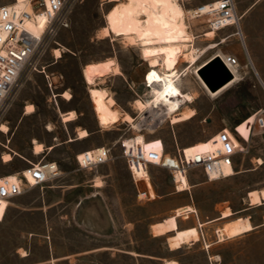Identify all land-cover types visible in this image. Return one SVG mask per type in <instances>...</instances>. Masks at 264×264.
I'll use <instances>...</instances> for the list:
<instances>
[{
  "label": "rangeland",
  "instance_id": "obj_1",
  "mask_svg": "<svg viewBox=\"0 0 264 264\" xmlns=\"http://www.w3.org/2000/svg\"><path fill=\"white\" fill-rule=\"evenodd\" d=\"M14 1L0 0V4ZM68 1L70 26L46 39L35 57L37 69L24 72L0 110V125L9 126V132L0 130V176L17 173L31 162L55 161L62 171L58 178L17 195L6 204L5 216L0 210V264H264V225H256L263 219L264 204L251 206L248 200V191L264 188V126L254 123L256 113L264 118V0H235L245 43L230 26L217 31L213 40L232 36L203 53L198 50L210 42L203 35L209 27L204 18H189L186 13L196 36L192 46L200 54L187 74L180 73L189 64L183 51L173 49L183 90L194 94V100L185 101L181 109L194 108L196 114L177 122H170L159 105L142 111L137 107V99H154V85L146 86V73L154 69L162 74L164 69L149 65L139 42L103 35L106 13L115 2ZM189 6H184L186 11ZM55 49L61 50V57H56ZM218 50L238 56L241 76L220 94L211 95L194 68ZM109 58L116 60L120 71L89 83L88 65ZM92 86L107 89L115 107L133 115L139 128L122 120L102 125ZM65 91L71 99L60 95ZM28 104L34 105L33 112H26ZM72 109L77 119L64 121L61 113ZM81 128L90 135L72 141ZM221 130L229 132L240 148L235 173L208 180L200 170H193L189 182L182 178L188 185L182 191L176 189L169 170L157 165L136 170L135 183L121 154L120 141L134 135L147 149L161 150L164 143L170 152H176L177 146L192 153L205 151L214 147L210 138ZM35 140L45 146L41 154L34 153ZM51 145L55 147L50 149ZM102 145L111 147L112 160L81 169L76 155ZM7 152L13 155L9 161L4 159ZM145 173L151 175L147 186L138 178ZM138 189L149 195L139 197ZM185 204L196 211H185L177 220L180 228L191 230L193 240L172 248L168 236L173 232L155 235L152 225ZM226 209L234 215L220 219ZM244 215L251 216L254 228L230 235L225 229L228 221ZM242 220L251 226L249 220ZM199 221L205 224L199 227ZM219 228H224L222 240Z\"/></svg>",
  "mask_w": 264,
  "mask_h": 264
},
{
  "label": "built area",
  "instance_id": "obj_2",
  "mask_svg": "<svg viewBox=\"0 0 264 264\" xmlns=\"http://www.w3.org/2000/svg\"><path fill=\"white\" fill-rule=\"evenodd\" d=\"M178 1L185 7L190 4L187 9L188 16L204 18L209 29L217 32L226 27H235V34L245 43L235 0ZM31 4V11L26 8H18L14 4H0V110L15 86L19 84L24 72L30 68L37 69L35 57L46 39L59 29L70 26L71 8L68 0H32ZM40 15L44 16L43 28L40 33H35L28 28L27 23L30 20L38 19ZM213 56L215 54L210 58ZM220 57L230 71L235 74L240 66L238 56L223 53ZM158 69L160 70V67ZM189 71H193V68ZM187 72L184 69L180 73ZM194 73L196 74V71ZM47 76L49 77V75ZM145 83L151 89L150 83L147 81ZM177 83L181 85L180 80ZM168 118L171 122L169 115ZM255 122L264 126V118L260 117L258 113H256ZM234 136L240 138L237 131H234ZM210 140L214 143L213 148L193 153L187 152L186 148L179 146H177L176 152L167 151L164 143L161 150L158 148L147 149L136 135L123 138L120 141V147L121 154L127 160L135 183L137 181L136 170L148 169L149 165H157L169 170L175 187L178 189V183L183 177H186L189 182V175L193 170H200L208 180H214L215 175L219 178L225 177L223 164H230L234 168L235 156L240 150L233 141L234 137L229 132L221 130ZM112 158L111 147L106 145L86 149L76 155L77 164L81 169H92L108 163ZM61 173L58 163L50 161L31 162L30 166L15 173V176H0V210L3 209V216L8 209L6 204L10 205L19 193L24 192L28 187L42 185L49 180L58 178ZM138 178L147 186V180L151 179V175L145 173ZM142 193L145 196L149 195L148 191L141 192L138 189L139 197H145L142 196Z\"/></svg>",
  "mask_w": 264,
  "mask_h": 264
},
{
  "label": "bare ground",
  "instance_id": "obj_3",
  "mask_svg": "<svg viewBox=\"0 0 264 264\" xmlns=\"http://www.w3.org/2000/svg\"><path fill=\"white\" fill-rule=\"evenodd\" d=\"M32 0H15L12 4L18 8H26L31 11ZM114 1L112 8L106 13V26L103 27V35L109 36L111 34L122 35L128 38L131 42H139L142 46L143 55L146 60L149 61L151 67L161 65L164 69L162 74H157L154 69L149 70L146 74L145 80L154 85V99L143 101L137 99L135 101L137 107L142 111L149 106L159 105V110L164 111L166 115H169L173 122L191 118L196 114L194 108L184 111L181 109V104L185 101L192 102L194 100V94L184 91L177 83L179 80V71L176 68V64L179 61L177 53L173 48L180 47L183 51L185 60L189 63L185 68L186 71L191 68L200 54H195L197 49L192 46V41L196 37L190 30L188 19L191 16L186 17V9L178 0H111ZM44 24V16H38V19L28 21V28L35 32L40 33ZM203 35L206 39L210 40L207 46L203 50H198L203 53L210 48H218L221 43L225 42L232 34L224 36L220 41L213 40L216 36V31L208 29L204 31ZM245 40V39H244ZM56 57H61L62 53L60 49H55ZM215 55H223L218 50ZM206 62V61H205ZM204 62V63H205ZM203 63V64H204ZM202 64L194 68L197 77L201 84L205 87L207 92L211 95H218L225 89L232 86L235 82L240 80L239 67L235 71L234 78L226 85L212 91L202 80L198 74V69ZM120 71L119 65L115 59L109 58L96 62H91L87 69H85L86 79L89 83L94 84L96 77L103 76L110 72L117 73ZM187 74V73H184ZM91 93L93 95L95 106L99 121L102 125L108 126L118 121H126L132 123L136 128L139 125L135 123V118L129 112H121L115 107L116 100L109 94L108 90L104 87L92 86ZM59 95V94H58ZM61 96L70 99L71 93L65 91L60 93ZM57 96V94H56ZM34 105L28 104L26 106V112H33ZM162 114V112L159 111ZM76 117V112L63 116L64 120H71ZM3 132H9V126L1 124ZM89 134L87 129L79 130V136L84 137ZM50 149L53 146H49ZM44 144L35 140L34 153L41 154L44 151ZM12 153H5V161L12 159ZM260 162L262 160L260 159ZM226 176L233 174L234 168L230 164H223L222 166ZM15 176V173L8 174ZM218 178L215 175L214 179ZM188 188L187 183L182 180L178 183V190L182 191ZM23 193V192H21ZM19 193V194H21ZM18 194V195H19ZM144 195V193H142ZM250 200L252 204H260L264 202V188L261 190L254 189L249 192ZM191 205H183L175 210V213L166 217L162 221L153 223L152 228L155 235H163L168 232H173L168 236V241L172 248H180L183 244L191 242L193 240L192 232L189 228H180L178 224V216L187 210H191ZM232 214L230 209H226L222 212V217H228ZM199 227L203 226V223H198ZM230 235L235 236L243 232L242 225L238 219H232L228 221L225 228ZM219 237L225 238L224 228H219ZM25 255V253H24Z\"/></svg>",
  "mask_w": 264,
  "mask_h": 264
},
{
  "label": "water",
  "instance_id": "obj_4",
  "mask_svg": "<svg viewBox=\"0 0 264 264\" xmlns=\"http://www.w3.org/2000/svg\"><path fill=\"white\" fill-rule=\"evenodd\" d=\"M198 74L212 91H217L234 78V73L219 55L213 56L202 64L198 69Z\"/></svg>",
  "mask_w": 264,
  "mask_h": 264
},
{
  "label": "crops",
  "instance_id": "obj_5",
  "mask_svg": "<svg viewBox=\"0 0 264 264\" xmlns=\"http://www.w3.org/2000/svg\"><path fill=\"white\" fill-rule=\"evenodd\" d=\"M209 59V58H208ZM207 59V60H208ZM206 60V61H207ZM106 75V74H105ZM197 84L201 87V88H203L202 87V85L200 84V82L197 80ZM181 87H182V89H184V90H186V86L183 84V83H181ZM204 89V88H203ZM71 99V98H70ZM71 111H75L76 112V110H74V109H72V110H68L67 112H62L61 113V116H62V119H63V116L64 115H66V114H68V113H70ZM27 113H30V112H27ZM77 119V112H76V117L75 118H73V119H71V120H64V121H73V120H76ZM81 129H84V128H81ZM81 129H79V130H81ZM86 129V128H85ZM90 135V133L87 135V136H84V137H80L79 136V131L77 132V137L74 139V138H70L72 141L73 140H80V139H83V138H86V137H88ZM51 146H53V148L55 147V145H51ZM44 148H45V146H44ZM45 150V149H44ZM235 173V172H234ZM233 173V174H234ZM230 175H232V174H230ZM263 189V188H262ZM252 190H254V189H252ZM258 190H261V189H258ZM251 191V190H250ZM250 191H248V200H249V204L251 205V206H260V205H263L264 204V202H262V203H260V204H252L251 203V200H250V196H249V192ZM185 205H190V204H185ZM192 206V205H191ZM193 207V206H192ZM194 211H196V209L194 210ZM194 211H192V210H187L186 212H187V214L188 213H190V212H194ZM186 214V213H185ZM184 215V214H183ZM234 215V212L232 211V214L230 215V217L231 216H233ZM220 219H224V217H222V214H221V216L219 217ZM238 218H241V219H238ZM238 218H236V219H238L239 221H240V223H241V225H242V228H243V232H242V234L243 233H245V232H248V231H251L253 228H254V225H253V223H252V221H251V216L250 215H244V216H241V217H238ZM242 219H244V220H249L250 221V224H251V226L250 225H247V224H244V221L242 220ZM200 223H203V225L205 224V222H202V221H199ZM256 225H258V226H261V225H264V216H263V219H261L260 221H257V223H256ZM239 235V234H238ZM236 236V235H235Z\"/></svg>",
  "mask_w": 264,
  "mask_h": 264
}]
</instances>
